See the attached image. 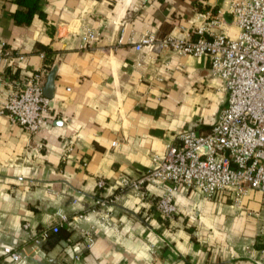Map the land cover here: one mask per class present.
Here are the masks:
<instances>
[{
    "label": "crops",
    "instance_id": "1",
    "mask_svg": "<svg viewBox=\"0 0 264 264\" xmlns=\"http://www.w3.org/2000/svg\"><path fill=\"white\" fill-rule=\"evenodd\" d=\"M227 3L38 0L29 23H18L13 13L25 8L0 0V103L24 75L44 68V86L53 70L41 129L30 134L0 115V264L19 250L27 256L15 264H264L255 190L233 204L225 190L207 199L179 188L175 213L162 220L151 205L161 188L147 184L144 198L118 196L89 248L78 231L95 220L77 218L95 197L114 192L122 175H141L182 130L208 131L226 105L205 57L135 50L132 39L147 31L193 37L192 24L212 17L233 37ZM84 28L98 35L87 48L79 47ZM59 213L76 221L34 242Z\"/></svg>",
    "mask_w": 264,
    "mask_h": 264
},
{
    "label": "built area",
    "instance_id": "2",
    "mask_svg": "<svg viewBox=\"0 0 264 264\" xmlns=\"http://www.w3.org/2000/svg\"><path fill=\"white\" fill-rule=\"evenodd\" d=\"M157 1L146 0L149 5ZM227 11L236 30L233 37L223 31L225 25L220 17H212L199 26L192 24L193 37L168 34L157 38L147 31L132 39L135 50L167 49L180 55L205 57L209 75L218 78L226 92V105L208 131L182 130L162 154H151L150 165L141 175H122L114 192L94 198L77 217L87 222L95 218L87 228L78 229L86 248L93 243L94 229L108 227L110 207L118 196L130 191L144 198L147 184L161 188L151 205L162 220L175 213L173 194L179 188L193 190L207 199L225 190L233 204H239L243 196L255 190L259 193V207L253 213L256 234L264 237V0H228ZM199 17L205 18L203 14ZM97 38L96 31L84 28L79 47L87 48ZM4 55L10 57L8 52ZM39 55L43 57L42 52ZM44 73V68H40L12 83L0 103V115L30 134L41 129L47 120L48 99L42 93ZM95 187H106L105 180L98 178ZM58 217L59 222L35 233L34 242L46 239L61 224L69 226L76 221L60 213ZM27 226L26 222L22 224L24 229ZM259 252L264 258V248ZM26 256L23 250L9 252L11 264Z\"/></svg>",
    "mask_w": 264,
    "mask_h": 264
},
{
    "label": "trees",
    "instance_id": "3",
    "mask_svg": "<svg viewBox=\"0 0 264 264\" xmlns=\"http://www.w3.org/2000/svg\"><path fill=\"white\" fill-rule=\"evenodd\" d=\"M37 1L38 0H15L18 6L25 8V11L16 10L13 13L14 20L18 23H29L32 14L37 10Z\"/></svg>",
    "mask_w": 264,
    "mask_h": 264
},
{
    "label": "water",
    "instance_id": "4",
    "mask_svg": "<svg viewBox=\"0 0 264 264\" xmlns=\"http://www.w3.org/2000/svg\"><path fill=\"white\" fill-rule=\"evenodd\" d=\"M52 80H53V70H51L46 78L45 84L42 88V93L46 96H48V93L51 91L52 89Z\"/></svg>",
    "mask_w": 264,
    "mask_h": 264
}]
</instances>
